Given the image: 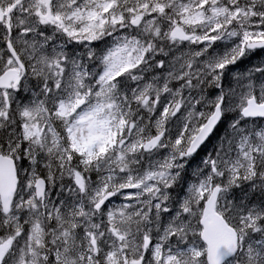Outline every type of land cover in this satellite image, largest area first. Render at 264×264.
Segmentation results:
<instances>
[{
  "label": "snow or ice",
  "instance_id": "1",
  "mask_svg": "<svg viewBox=\"0 0 264 264\" xmlns=\"http://www.w3.org/2000/svg\"><path fill=\"white\" fill-rule=\"evenodd\" d=\"M0 264H264V0H0Z\"/></svg>",
  "mask_w": 264,
  "mask_h": 264
}]
</instances>
